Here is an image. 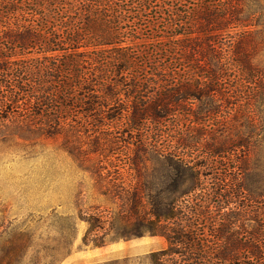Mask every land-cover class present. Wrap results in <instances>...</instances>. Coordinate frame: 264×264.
Instances as JSON below:
<instances>
[{"label": "trees", "instance_id": "1", "mask_svg": "<svg viewBox=\"0 0 264 264\" xmlns=\"http://www.w3.org/2000/svg\"><path fill=\"white\" fill-rule=\"evenodd\" d=\"M260 1L0 0V138L63 133L97 154L89 171L117 209L78 212L83 244L149 233L167 241L153 264H264V227L235 224L244 205L206 226L198 200L234 196L256 143Z\"/></svg>", "mask_w": 264, "mask_h": 264}, {"label": "rangeland", "instance_id": "2", "mask_svg": "<svg viewBox=\"0 0 264 264\" xmlns=\"http://www.w3.org/2000/svg\"><path fill=\"white\" fill-rule=\"evenodd\" d=\"M257 9L260 12L254 29L262 41L259 59L264 68V0ZM255 104L256 143L246 163L235 171L237 192L234 196L219 192L223 194L220 196L214 192L206 195L203 190L204 197L198 199L206 226L212 219L217 224L225 214L244 205V219L237 216L235 221L237 229L247 233L264 227V78ZM66 144L63 133L47 140L34 136L30 140L0 138V264H153L150 254L167 247L163 236L144 233L108 240L102 246L82 243L88 224L78 212H89L100 203L105 210L117 208L103 203L106 196L98 182L105 178L89 171L97 154L77 155L76 149L71 151ZM109 151L111 156L106 159L120 164L124 170L119 172L129 181L130 168L120 163L123 158L118 150ZM116 177L114 173L113 180L118 182ZM205 181L206 189L220 187L208 177ZM253 216L261 217L260 227Z\"/></svg>", "mask_w": 264, "mask_h": 264}]
</instances>
